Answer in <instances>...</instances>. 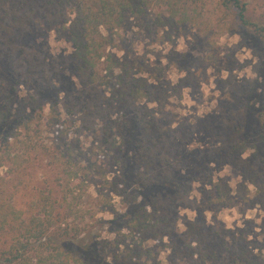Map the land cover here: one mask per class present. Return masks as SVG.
<instances>
[{
  "label": "trees",
  "instance_id": "obj_1",
  "mask_svg": "<svg viewBox=\"0 0 264 264\" xmlns=\"http://www.w3.org/2000/svg\"><path fill=\"white\" fill-rule=\"evenodd\" d=\"M187 1L0 0V101L15 107L0 114V264H160L159 245L169 264H264V248L216 220L236 195L247 201L253 192L264 204V59L253 80L218 78L224 112L189 123L174 106L195 85L182 53L160 64L131 42L132 25L155 12L163 28L195 23ZM220 7L221 30L237 29L264 56V0ZM43 12L62 19L70 82H52L29 41ZM205 131L206 144L195 147ZM42 158L48 177L24 216L2 186L22 163ZM223 166L238 172L235 194L214 176ZM174 208L208 212L212 223L184 217L171 236Z\"/></svg>",
  "mask_w": 264,
  "mask_h": 264
},
{
  "label": "rangeland",
  "instance_id": "obj_2",
  "mask_svg": "<svg viewBox=\"0 0 264 264\" xmlns=\"http://www.w3.org/2000/svg\"><path fill=\"white\" fill-rule=\"evenodd\" d=\"M191 10H195L193 15L197 14V21L193 24H178L163 28L154 23V18L161 16V13L155 12L147 17L146 23L141 26L135 23L130 29L131 42L135 50L150 58L152 62L166 64L165 57L173 56L176 59L172 54L182 53L183 64H185L183 70L185 73L191 72V80L195 85L191 89H185L182 99L176 101L174 106L177 107L175 111L179 114V119H186L189 123L202 114L216 115L224 112L221 105L223 103L217 102L219 93L216 81L218 78L226 79L233 73L232 75L236 78L253 80L256 74L255 67L260 59H264L263 51L247 47V43L237 35V29L229 26V33L221 30L225 19L220 0H188L186 11L191 14ZM54 14H57V10ZM55 15L47 13L42 18L38 14V21L35 22L29 41L41 51L42 66L50 71L48 78L52 82L65 83L74 79V71L71 67L72 49L65 39L61 25L62 19L59 17L57 19ZM174 59L173 62H175ZM171 66H174L173 63ZM175 72L173 70L166 73L172 82L179 78ZM45 103L44 99L38 105L45 108ZM14 108L13 104L5 105L0 101V114L9 113ZM203 125L201 130H204L209 123ZM208 134L209 132L206 131L204 134L201 133L194 142L195 147L205 145ZM45 165V158L22 163L17 171L9 173L6 182L3 183L2 187L7 196L17 210L24 212V216L29 215L31 204L36 202L43 188V179L48 177L44 170ZM5 170L1 171L0 176H3L2 172ZM214 176L222 178L232 189L233 194L236 193L237 186L241 182L236 170L223 166ZM194 193L197 192L192 191L191 196H194ZM252 195L253 192L247 201L239 199L236 195L233 208L221 211L217 214L216 220L222 223L224 229L233 230L235 234L244 230L249 235L248 240H253L251 245L264 248V204L255 205L256 200L253 201ZM172 216L174 220L169 223L174 224L170 228L171 236L183 231L181 219L184 217L190 220L196 217L204 219L206 225L212 223V215L208 212L196 214L185 209H178L177 212L174 208ZM104 217L109 218L108 215ZM12 237V234L5 235L4 240L9 242ZM162 244H168V239L164 238ZM146 245L153 246V243L148 242ZM154 252L160 264H169L168 249L159 245ZM222 258L224 262L227 257L224 254Z\"/></svg>",
  "mask_w": 264,
  "mask_h": 264
}]
</instances>
